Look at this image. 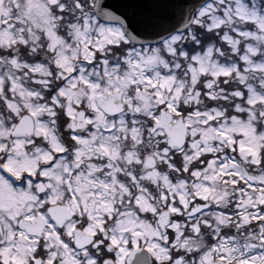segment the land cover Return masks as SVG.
Masks as SVG:
<instances>
[{
    "label": "snow or ice",
    "instance_id": "6c2138e0",
    "mask_svg": "<svg viewBox=\"0 0 264 264\" xmlns=\"http://www.w3.org/2000/svg\"><path fill=\"white\" fill-rule=\"evenodd\" d=\"M0 264H264V0H0Z\"/></svg>",
    "mask_w": 264,
    "mask_h": 264
}]
</instances>
